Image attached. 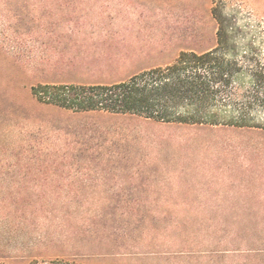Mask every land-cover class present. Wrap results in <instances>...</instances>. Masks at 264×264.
Instances as JSON below:
<instances>
[{
	"label": "rangeland",
	"instance_id": "rangeland-1",
	"mask_svg": "<svg viewBox=\"0 0 264 264\" xmlns=\"http://www.w3.org/2000/svg\"><path fill=\"white\" fill-rule=\"evenodd\" d=\"M219 16L264 53V0H0V255L21 241L5 227L60 221L71 232L50 251L86 264H264V129L74 112L31 92L208 49Z\"/></svg>",
	"mask_w": 264,
	"mask_h": 264
},
{
	"label": "trees",
	"instance_id": "trees-1",
	"mask_svg": "<svg viewBox=\"0 0 264 264\" xmlns=\"http://www.w3.org/2000/svg\"><path fill=\"white\" fill-rule=\"evenodd\" d=\"M215 44L197 51L181 50L172 60L140 69L127 78L107 83H38L34 97L74 112H105L166 124L264 129V53L251 31H226L221 16ZM37 217L48 219L49 209ZM73 229V233H74ZM21 241H6L13 254L0 255V264H86L76 254L52 252L54 237L70 227L62 222L45 226H7ZM9 238V239H10Z\"/></svg>",
	"mask_w": 264,
	"mask_h": 264
},
{
	"label": "crops",
	"instance_id": "crops-1",
	"mask_svg": "<svg viewBox=\"0 0 264 264\" xmlns=\"http://www.w3.org/2000/svg\"><path fill=\"white\" fill-rule=\"evenodd\" d=\"M179 201V200H178ZM182 201V200H181Z\"/></svg>",
	"mask_w": 264,
	"mask_h": 264
}]
</instances>
